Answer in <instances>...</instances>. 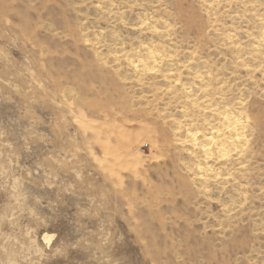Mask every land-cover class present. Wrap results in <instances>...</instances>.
<instances>
[{
	"label": "rangeland",
	"instance_id": "1",
	"mask_svg": "<svg viewBox=\"0 0 264 264\" xmlns=\"http://www.w3.org/2000/svg\"><path fill=\"white\" fill-rule=\"evenodd\" d=\"M0 264H264V0H0Z\"/></svg>",
	"mask_w": 264,
	"mask_h": 264
},
{
	"label": "bare ground",
	"instance_id": "2",
	"mask_svg": "<svg viewBox=\"0 0 264 264\" xmlns=\"http://www.w3.org/2000/svg\"><path fill=\"white\" fill-rule=\"evenodd\" d=\"M149 58H150V57H149ZM145 70H146V69H145ZM226 113H227V112H226ZM229 117H230V116L228 115V116H226V117L224 118V119L226 120V125H225V126H222V127L224 128V130H226V131L228 132V135H230L231 138L234 137V138H235V141H236V140L239 138V133H238L239 130H238V128L240 127V124H239V122H238V119H237V120H236V119L234 120V119H232V117H231V118H229ZM223 121H224V120H223ZM241 124H242V123H241ZM241 128H243V127L241 126ZM218 129H219V128H218ZM221 129H222V128H221ZM221 129H220V130H221ZM224 130H223V131H224ZM240 130H241V129H240ZM217 131H218V130H217ZM241 131L243 132V129H242ZM218 132H219V131H218ZM218 132H217V134H218ZM227 132H226V133H227ZM242 132H241V135H242ZM221 133H223V132H221ZM226 133H225V134H226ZM217 134L215 133V136H216ZM191 135H192V134H191ZM191 135H190V136H191ZM195 135H196V134H194V136H195ZM223 135H224V133H223ZM196 136H197V135H196ZM196 136H195V138H196ZM219 136H220V135H217V137H218L217 139H219ZM224 136H225V135H224ZM224 136H223V137H224ZM211 137H212V136H211ZM228 137H229V136H226L227 139H228ZM192 138H193V137H192ZM192 138H191V140H192ZM236 138H237V139H236ZM189 139H190V138H189ZM193 139H194V138H193ZM208 139H209V138H208ZM208 139H207V140H208ZM224 139H225V138H224ZM224 139H222L221 141H220V139H219V141L222 142L223 146H225V145H224L225 143H223V140H224ZM240 139H241V137H240ZM194 140H195V139H194ZM194 140H193V141H194ZM196 140H197V138H196ZM228 140H230V138H229ZM228 140H227V141H228ZM205 141H206V140H204V142H205ZM217 141H218V140H217ZM217 141H216V144H217ZM224 141H225V140H224ZM227 141H226V143H227ZM230 141H233L234 144L236 143V142H234V140H230ZM230 141H229V142H230ZM194 142H195V141H194ZM194 142H193V143H194ZM207 142H208V141H207ZM210 142H211V141H210ZM240 142H241V141H240ZM240 142H239V143H240ZM189 143H190V142H189ZM230 143H231V142H230ZM237 143H238V141H237ZM237 143H236V144H237ZM208 144H209V143H208ZM208 144H207V145H208ZM210 144H211V143H210ZM218 144H219V143H218ZM227 144H228V143H227ZM227 144H226V146H227ZM219 145H220V144H219ZM223 146H222V147H223ZM226 146H225V147H226ZM225 147H224V149H226ZM203 148H204V147H203ZM207 148H208V147H207ZM227 148H228V146H227ZM222 149H223V148H222ZM222 149H220V150H222ZM228 150H229V149H228ZM234 150H235V149H234ZM207 151H208V149L206 150V152H207ZM209 151L211 152V149H210ZM232 151H233V150H232ZM204 152H205V151H204ZM210 152H209V153H210ZM212 152H214V151H212ZM222 152H223V151H222ZM222 152H221V153H222ZM224 152H225V151H224ZM224 152L221 154L222 156H223V155L225 156L226 154L229 155V154L227 153L228 151H226V154H224ZM229 152H231V151H229ZM217 153H218V152H217ZM207 156H208V154H207ZM219 158H220V157H219Z\"/></svg>",
	"mask_w": 264,
	"mask_h": 264
}]
</instances>
